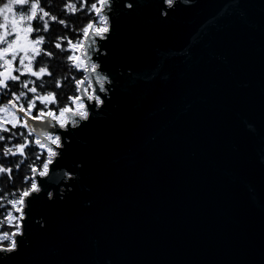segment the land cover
Masks as SVG:
<instances>
[{
	"label": "water",
	"instance_id": "obj_1",
	"mask_svg": "<svg viewBox=\"0 0 264 264\" xmlns=\"http://www.w3.org/2000/svg\"><path fill=\"white\" fill-rule=\"evenodd\" d=\"M106 14L103 103L83 86L87 120L31 121L61 147L0 264H264V0Z\"/></svg>",
	"mask_w": 264,
	"mask_h": 264
},
{
	"label": "snow or ice",
	"instance_id": "obj_2",
	"mask_svg": "<svg viewBox=\"0 0 264 264\" xmlns=\"http://www.w3.org/2000/svg\"><path fill=\"white\" fill-rule=\"evenodd\" d=\"M2 2V0H0ZM66 0L63 5V10L75 14L78 11L87 9L94 13L96 19H90L82 29H80L81 38L73 41L66 36L57 38L55 48L61 51H68L71 54L66 57L70 66L77 71H83L86 74L96 73L98 65L91 62V51L95 48L96 38L106 39V34L110 31L109 17L106 14V8L110 4V0H95L89 4V0ZM171 7L175 0H164ZM27 5V9L19 10V19L13 18L11 21V31L8 30L7 23L0 24V95L10 94V99L0 103V133H10L6 138L0 135V142L7 139V143L0 145V155L3 157H22L27 158L26 149L30 145L35 144L42 151L35 156L36 160H40L41 155L45 152L47 158L42 162L38 169L35 164L29 165L32 176L25 177L27 183L31 180L30 186L17 189L14 192L8 193L0 190V208H6L5 213H0V252H13L17 249L16 237L23 235L21 222L25 219V208L28 206V199L33 193L40 192V187L35 179L36 175L44 177L48 174L49 165L52 164L53 158L58 155L55 150L61 147V137L52 135L46 130H38L31 124V121L47 123L52 126V121H56L60 128H65L73 117H78L81 120H87L89 111L87 105L83 102L81 95L69 96L67 99L69 104L59 107L58 110H53L49 105L59 104L57 93L55 91H42L44 88V77H52L53 73L49 70L47 63L41 61V66L34 68V62L37 57L47 56L53 57L54 53L44 50L41 46L45 42V37L37 35L35 39H31L32 33L48 32L50 23L55 21L60 24H65L63 19H58L56 15L45 11L44 7L40 6V0L30 2V0H9L3 3L0 7V15L4 16L5 22L8 21L6 13H13V5ZM131 7V5H129ZM30 9V14L28 11ZM38 11L42 15H37ZM47 18V19H46ZM36 20L42 27H32V21ZM27 21V26H22ZM67 41V47H64L63 42ZM79 53V54H77ZM18 73V74H17ZM35 77L21 79V77ZM97 75V83L100 84L103 90L104 80ZM76 92L79 93L82 87L87 84L89 88L92 86V81L88 75H84L82 79H75ZM36 81H41L37 85ZM55 88L63 86L61 79H55ZM18 87V91H13V86ZM85 92L87 89H83ZM31 94V96H29ZM87 100H95L97 104H102L103 101L99 96L93 94L87 95ZM37 102L43 105V108L37 110ZM37 110V114L33 115V111ZM58 111V114H57ZM22 114V115H21ZM75 124V121H72ZM10 125L11 127H8ZM21 128L27 130L19 133L12 132V129ZM35 136L36 138L29 139ZM16 137H22L23 142L11 144V140ZM53 145L55 148L49 146ZM24 163L21 159L15 164V169L19 170ZM0 176H3L6 181L13 179V167H6L4 163H0ZM9 195L12 198H8ZM7 226L13 229L12 231L2 230ZM6 242V243H5Z\"/></svg>",
	"mask_w": 264,
	"mask_h": 264
},
{
	"label": "trees",
	"instance_id": "obj_3",
	"mask_svg": "<svg viewBox=\"0 0 264 264\" xmlns=\"http://www.w3.org/2000/svg\"><path fill=\"white\" fill-rule=\"evenodd\" d=\"M9 0H2L0 2V7L3 6V3H7ZM30 2H35V0H30ZM66 2V0H40V6L44 7L45 11H49L51 14L56 15L58 19H63L65 21V24H60L58 22H51L49 26L48 32L41 31L40 33H32L31 39L36 38L37 35H42L45 37V42L41 46L44 50L50 51L54 53L53 57H47V56H40L36 58V61L34 62V68L41 66L40 62L43 61L48 64L49 70L52 71L53 76L48 77L45 76L43 79L45 81L44 88L42 91H55L57 93V99L59 101V104H53L49 105V107L53 110H58L59 107H63L66 104H69L68 97L77 95L76 92V85L74 83L73 77L75 79H81L83 78V72L77 71L76 69L72 68L69 64V62L66 60V57L70 55L71 53L68 51H61L60 49L55 48V43L58 42L57 38L61 36H66L68 39H71L73 41L81 38L80 29L83 28V26L90 20V19H96L94 13L89 12L87 9H84L83 11H78L75 14L68 13L63 10V5ZM74 2H77V7L79 8V2L78 0H74ZM95 2V0H89V4ZM27 5H13V13H15L18 9H27ZM30 11V10H29ZM28 11V12H29ZM12 13H6L8 16V21L5 22L4 16L0 15V24L2 23H9L12 21L11 19ZM16 14V13H15ZM37 15H42L38 11ZM47 19V18H46ZM32 27H42L41 24H39L36 20H33ZM27 25V24H26ZM8 30L11 31V26H8ZM3 33V30H0V34ZM64 47H67V41L65 40L63 42ZM2 70V69H0ZM18 74V73H17ZM31 78L35 80V77H21V79H27ZM55 79H61L63 86L61 88H55ZM37 85L41 83V81H36ZM13 91H18V87L15 85L12 88ZM31 96V94H29ZM10 94L7 95H0V103L6 102L8 99H10ZM44 106L39 104L37 102V110L40 108H43ZM37 110L33 111V115L37 114ZM58 114V111H57ZM8 127H11L8 125ZM21 131H25L27 133V130L21 129V128H15L12 129V132L19 133ZM0 135H4L6 138L10 135V133H0ZM35 136L29 137V139H35ZM7 139L3 142H0V145L7 143ZM23 142L22 137H16L11 140V144L21 143ZM27 158H22L19 156L16 157H3L0 155V163H4L6 167H13V179L11 181H6L3 176H0V190L6 191L8 193L14 192L17 189H23L30 186L31 180H29L27 183L25 182V177H31L32 173L30 170L29 165L35 164V166L39 169L42 165V162L47 158L46 152L41 155L40 160H36L35 156L40 153L42 150L39 149L35 144H32L27 148L26 150ZM21 159H24V163L21 165L19 170L15 169V164L19 162ZM8 198H12L10 195ZM10 206L6 205L5 208H0V213H5L6 208H9ZM7 231H12L13 229L8 228L5 226L4 229ZM6 243V242H5Z\"/></svg>",
	"mask_w": 264,
	"mask_h": 264
},
{
	"label": "rangeland",
	"instance_id": "obj_4",
	"mask_svg": "<svg viewBox=\"0 0 264 264\" xmlns=\"http://www.w3.org/2000/svg\"><path fill=\"white\" fill-rule=\"evenodd\" d=\"M19 10H20V9H18V10L15 11L16 14H15V13H12V14H11V19H13V18H15V19H17V20L19 19V14H20V13H19ZM29 10H30V9H29ZM28 14H30V11L28 12ZM27 23H28V22L25 21L24 24H23L22 26H27V25H26ZM7 25H8V26H11V21H10L9 23H7ZM32 39H35V38H32ZM82 72H83V71H82ZM84 75H85V73L83 72V77H84ZM81 79H82V78H81ZM84 89H87V91H86V94H87V95H91V94H92V89L89 88L87 84L84 85ZM90 92H91V94H90ZM78 95H79V93H78Z\"/></svg>",
	"mask_w": 264,
	"mask_h": 264
},
{
	"label": "built area",
	"instance_id": "obj_5",
	"mask_svg": "<svg viewBox=\"0 0 264 264\" xmlns=\"http://www.w3.org/2000/svg\"><path fill=\"white\" fill-rule=\"evenodd\" d=\"M90 94H91V92H90Z\"/></svg>",
	"mask_w": 264,
	"mask_h": 264
}]
</instances>
